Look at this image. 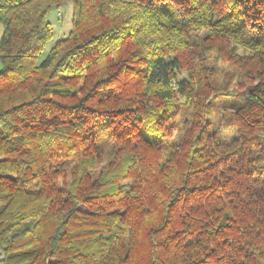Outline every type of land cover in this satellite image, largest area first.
<instances>
[{
    "label": "trees",
    "instance_id": "obj_1",
    "mask_svg": "<svg viewBox=\"0 0 264 264\" xmlns=\"http://www.w3.org/2000/svg\"><path fill=\"white\" fill-rule=\"evenodd\" d=\"M66 1L0 0L1 264H264V0H71L39 62Z\"/></svg>",
    "mask_w": 264,
    "mask_h": 264
},
{
    "label": "rangeland",
    "instance_id": "obj_2",
    "mask_svg": "<svg viewBox=\"0 0 264 264\" xmlns=\"http://www.w3.org/2000/svg\"><path fill=\"white\" fill-rule=\"evenodd\" d=\"M48 20L52 23L54 28V34L52 39L49 41L46 49L44 50L43 54L41 55L39 62L43 61L49 54L51 48L61 39L66 37L70 32L72 25H73V3L71 0L64 2L60 7H54L47 16ZM3 32V26L0 25V38ZM2 68V63L0 59V69ZM219 80L218 83L220 84L224 74H229L232 70L228 68L227 65L223 62H219L217 64ZM233 86V85H232ZM213 118L215 121V126L219 130L218 136L225 140L231 138L233 134L228 133V128L225 125L227 122L226 116L224 119L221 118V104L217 103L215 111L213 113ZM180 134V131L177 135ZM1 264V262H0Z\"/></svg>",
    "mask_w": 264,
    "mask_h": 264
}]
</instances>
